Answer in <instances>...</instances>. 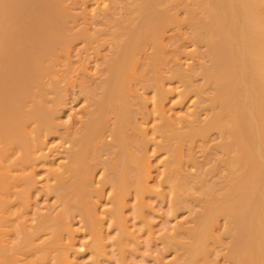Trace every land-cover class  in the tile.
Masks as SVG:
<instances>
[{
  "label": "bare ground",
  "instance_id": "obj_1",
  "mask_svg": "<svg viewBox=\"0 0 264 264\" xmlns=\"http://www.w3.org/2000/svg\"><path fill=\"white\" fill-rule=\"evenodd\" d=\"M73 1L85 2L0 0V158L8 161L21 151L12 162L16 169L29 172L14 179L24 186L17 195L21 205L34 198L38 188L36 165H45L39 160L52 155L43 150L41 155L37 152L44 146V134L60 126L57 104L61 103L66 85L78 83L76 86H81L91 100L80 128H66L62 136L63 143H69L63 151L67 161L58 168L44 167L50 171L48 179L45 177L46 186L57 196L59 210L37 215L30 226L21 224L16 229L18 242L7 244V237L0 234V264H6L8 251L20 255L47 249L49 254L59 253L52 264H82V257L71 259L75 253L68 256L71 251L67 249L70 252L66 254L61 245L68 218L74 215L88 216L93 235L90 243L96 257L105 255L111 246L105 242L108 234L105 237L104 231L102 235L108 220L117 229L113 244L120 251L126 249L133 235L131 223L128 225L131 218L125 215L130 209L124 211L118 199L131 189L137 200L147 199L145 194L155 186L152 178L156 168L146 147L154 143L149 139L152 135L145 138L139 127H127L132 122V109L137 110V104L132 108V87L135 90L140 84L143 86L142 80L147 88L153 85L154 92L158 89L156 98L161 107L168 92L165 81L171 77H177L185 86L184 92L196 100L191 117L182 118L181 124L178 125V117V123L172 117L153 127L160 136L156 147L165 157L159 160L167 173L165 181L169 182L166 185L171 189L173 202L178 206L192 202L194 207L195 224L191 223L195 226L188 240L185 237L170 241L176 251L182 250L175 264H264V0H108L111 4L100 5L103 8L99 14L90 15L87 7L82 13L87 20L79 26L75 23L80 16L71 10ZM96 14L103 27H93L91 32V21L95 22L91 16ZM70 23L81 27L73 34ZM189 37L196 46L195 66L185 69L184 63L174 65V61L168 65L172 57L177 61L179 50L188 54L184 52L187 47L182 52L184 43L180 40L185 42ZM77 40L85 49L80 50L76 64L72 57ZM92 53L97 57L96 67L91 64ZM164 70L169 72L165 74ZM134 81L140 84L133 86ZM51 89L55 99L52 97L53 105L47 106L49 101L45 98L48 92L52 95ZM128 128L133 130L131 135ZM214 134L218 136L216 141ZM198 148L203 154L201 159L204 157L200 161L195 156V152L201 153ZM105 155L111 157V164ZM105 161L111 165L112 179L108 178L118 199L114 198L111 213L106 212L111 220H104L103 227V222L99 224L96 217L88 214L86 199L94 187L95 171ZM188 164L195 166L196 171L191 170L194 174L185 170ZM11 179L0 174V227L7 234L14 231ZM140 201L135 206L137 212L144 207Z\"/></svg>",
  "mask_w": 264,
  "mask_h": 264
},
{
  "label": "rangeland",
  "instance_id": "obj_2",
  "mask_svg": "<svg viewBox=\"0 0 264 264\" xmlns=\"http://www.w3.org/2000/svg\"><path fill=\"white\" fill-rule=\"evenodd\" d=\"M105 1L106 0H102L101 2H100V0H98V2H97V0H90V1L85 0V2H88L87 3L88 5L87 4L85 5L84 4L85 2L83 3L81 1H80V3H79V1L71 2V4L73 3L72 9H71L72 12L75 15L77 14L78 17L80 16L78 18V19H80V21H78V23H75V22L74 23L78 24V26H79V23L80 24L85 23V21L87 19L82 14V13H84L85 9L87 10L89 8L87 11L90 13V15H93L92 13H94V14L98 13L99 14L100 13L99 9L103 8V7H100V5L105 6L104 5V3H105L106 4L105 7H108L111 4V1H108V0L106 2ZM74 2H76V4ZM108 2H109V4L107 5ZM118 11H120V10H118ZM80 13H81V15H80ZM98 14H96V15L98 16ZM97 16H95V15L91 16V18L93 17L92 19H95L94 20L95 22H93V20L91 21L93 23V26L91 28L89 27L90 30L92 29L91 32H93L95 30L93 27H95V28H99L100 26L103 27V24L101 25V23H98V22H100V19H99L100 17L99 16L97 17ZM82 17H84L83 20H81ZM91 22H90V26L92 24ZM71 23H73V22H71ZM71 25H72V29H73V30L71 29V32L73 34L78 30L77 28L81 27V26L76 27V25H74V24H71ZM189 38H187V40L185 42H184V39L183 40L181 39L182 41L180 40L181 44H182V42L184 43V44H182V45H184V47L179 43V45H181L183 47V48H181L182 52L187 47L186 51H184V52H186V53L188 52V54L181 53L179 50V53H177V55H178V57H177V55L172 53L173 56L175 55V58L177 57V61H175V59L170 54L169 56H171L174 60H172V58H170L171 61H168V65L169 64H171V65H173V64L174 65H176V64L183 65V63H184L183 67L185 66L186 67V68L184 67L185 69H189L193 65L195 66V64L197 63V59H196L197 57L196 56L194 57L193 53L195 52L196 46L195 47L193 46L194 44H193V42H191L193 40H191V38L190 39ZM173 41H175V40L173 39ZM76 42H77V45H79V44L83 45L80 40H77ZM178 42H176V46H177ZM77 45H76L77 53H75L76 52V50H75L73 52V57H72V59H73L72 61L75 62L76 64L79 62V59H80V55H78V54H80V52H81L80 50H82V48L84 47L81 45H79V46H77ZM108 47L109 46L107 45V48ZM104 48H106V47H104ZM104 48H102L103 51H104ZM84 49L85 48H83V50ZM190 49H192V50H190ZM90 51H93V49H91ZM180 53L183 54L184 56L182 55V57H181ZM92 54H93V55H91L92 59H93L92 61H94V62L91 61V64L93 65V63H94L93 66L96 67V64H98L97 60H96L97 57L95 58L94 53H92ZM75 56H77V57H75ZM93 56H94V58H93ZM180 57H181V59H180ZM173 61L176 63H173ZM193 61H195L194 64H193ZM170 62H172L173 64ZM92 65H90V68ZM75 66H77V65H75ZM93 66H92V68H93ZM168 67L172 68L170 66H168ZM165 70H164V73L166 72ZM168 72L169 71L167 70L166 73H168ZM178 80L179 79H177V77H171L165 81L166 85L168 86L167 87L165 85V87H167V88L163 87L164 89L168 90L167 95L163 99V101L165 103L162 101V103H164L163 106H165V104H166L165 108H163V106L159 107L158 101L156 98L157 95L159 94V92L157 93L158 89L155 90V92L153 91L154 90V89H152L154 87L153 85L151 87V84H149L150 87L148 86V88H147V87H145V81L142 80L144 87L138 81L137 82L140 85L136 84L135 83L136 81H134L133 86L139 85L140 88L143 87L144 90L142 88L139 89V86H137L138 88L136 87L135 90H134V87H132L133 88L132 92H134V94L132 93V96L134 95V97H132L131 101L134 102V100H136L135 98H137V101H135L137 103L132 102V104H133L132 108H133V106L135 107L137 104V106L135 107L137 110H134V108L132 109V111H133L132 114L133 113L134 114L132 115V117H129L132 122L128 123L127 127H130L131 124H132L131 125L132 127H134V126L139 127L140 130L142 129V131H143V133H142L143 137L146 136L148 138L149 136L152 135L151 137H149V139L151 140L150 142H154V143L153 144L150 143V145L149 144L146 145V147L148 146L147 148L149 151H147L146 147H145V149L147 151V154L150 156V158H152V161L155 160L154 165H156L155 166L156 168L154 171V177L156 176V178H154V177L152 178V182H154V183H152V185H155V186L158 185V187L157 188H155V186L152 187L153 188L152 192L146 193L147 195L145 194V197L147 198V199H145L146 201L142 200V197L140 198L143 202L145 201V203H142L140 201V199L137 200L134 197L135 193H133L134 191H131L132 189L130 190V193H128V195L123 196L122 199L121 198H119V199L115 198L117 194L114 192V189L112 187V183L110 181V179H112L111 178L112 173L110 170L111 165L108 166V164H107V162L111 161V157L109 155H105V157L108 159V160L106 159L107 162L105 161L106 165L103 164L104 162L100 163L98 165V167H97L98 170L96 169V171H95V175H97V176L94 177V181H95L94 187H92V191H91L90 195L88 196L89 198L86 199V202H88L87 203L88 214L91 215L92 217H96L99 221V224H102V222H103V227H105L106 224H108V226H106L105 230L102 231V233H103L102 235L104 236V231L106 232L105 237L108 234L107 238H105V242H109L108 244H110L111 246L110 247L108 246V248H107L108 252L105 255H100L101 257H99V256L96 257V255L93 253L92 244L90 243L91 241L93 242V235L91 233V229L89 226V221L87 218L88 216L87 215H77V216L74 215L75 217L70 216L68 218V229L64 230V231H66V234L64 232V235H62L61 245H63L64 250L66 251V254H68V252H70V251H71L70 254L75 253L73 256H72V254L71 255L68 254V256H70V257L72 256L71 259H73V257H74V258H78L80 260V258L82 257L81 258L82 264L83 263L84 264H175L176 263L175 261L179 260L178 257L182 254V250L179 252L176 251L177 247L174 245V243L171 245L170 241H176L179 239H184L185 237H187V238H185L184 240H188L189 234H190L189 232H191L192 231L191 228H193L195 226L194 225L195 223L193 222L194 221V210H193L194 207L191 206V205H193L192 202H191V205H189V206L185 204L187 207L185 205H183L184 207L182 205L178 206V204H176L177 202L174 203L175 201L172 198L173 197V195L171 194L172 192H170L171 189H170L169 185H166V184H169V182L165 181L168 178H165L164 173H166V172L163 171L164 168H163L162 160H159L160 158L164 159L165 157L162 156L163 153L161 151L157 152L156 143L158 142V140H160V138L157 139L160 136H159V133L157 132L156 128H153V127H157L165 119H171L172 120V117H173L174 118L173 121L175 123L176 122L178 123V121H179V123H178V125H179V124H181L180 120L182 118L186 119V118L191 117L192 109H193L192 106L194 107V102L196 100H194L192 95H189L186 92H184V91H186L185 86L183 85L182 82H180V80L179 81ZM164 83H162V84H164ZM63 84H65V82L62 83V85ZM134 84H136V85H134ZM162 84H161V86H162ZM76 85L79 86L78 83L75 84V86L72 85V87H70V85H69L70 88L68 87V85H66V88L63 85L66 92L63 93V91H62V93H63L62 95H64L63 97H65V98L62 99L63 98L62 97L60 99L61 103L57 104L58 105L57 116H58L59 121H60V126L54 132L44 134V138H43L44 146L42 147V149L38 150L39 152H37V155H41L42 150L45 153H48L49 155H50V153L52 154V155H50V157H48V159L46 158V160L45 159L39 160L40 162L41 161L45 162L44 167L45 166L49 167V168L45 167L46 169L48 168L50 170L51 168H55L56 165H58L56 167V168H58L62 162L67 161V158L65 159L66 155L63 154L64 153L63 151L65 150V147L69 146V143H67V146H66L65 143H63L64 141H62V136L66 132L67 129L69 130V128L70 129L73 128L74 130L80 128L81 123L84 120V118L86 117L88 109L90 107L89 105H90L91 100H89L88 95L87 94L85 95V92H83L81 86L78 87ZM49 87L51 88V84H50V86L48 85V88ZM169 87H171V88L169 89ZM172 87L174 90L172 89ZM151 89H152V91H151ZM51 91H52V89H51ZM50 93L51 92H48L47 95L48 96L50 95V96L49 97L46 96V98H45V100H47V103L49 101L48 104L45 101L47 106L53 105L52 101L55 99L53 97V95H55V93H53V91H52V95ZM167 96H168V98H167ZM52 97H53V100L50 101ZM87 97H88V99H87ZM166 109H168V110H166ZM163 111H164V113H168V114L164 115L162 113ZM182 113H184V114H182ZM157 115H160V116H157ZM189 115H190V117H189ZM112 117H113V115H112ZM112 117H110V118H112ZM160 117H162V118L160 119ZM177 117L179 118V120ZM158 118L160 119V121ZM157 120H158V122H157ZM139 123L142 124V126L139 125ZM70 125H72V127H70ZM130 129L131 128H128V130H127L128 133L131 131H132L131 133H133V130H130ZM71 130H69V131H71ZM145 130L149 131V132H145ZM140 133H141V131H140ZM146 133H149V134H146ZM132 135H134V134H132ZM153 135H155V136H153ZM152 137H154V138H152ZM212 137L215 139V141H216V139L218 140L217 135L214 134ZM106 139L111 140L112 138L108 137ZM155 139L157 141H155ZM46 144H49V145H47V147H46ZM132 147L134 148V146H132ZM45 148H47V149H45ZM152 149H154V151ZM45 150H47V151H45ZM43 151H42V153H43ZM196 151H198V150L196 149ZM154 153H158V155L154 154ZM195 153H197L195 156L198 155V157H199V158L198 157H196V158H198L199 159L198 161H200L201 157L203 156L202 151H201V153L199 151L195 152ZM19 154H21V151L18 152V154L14 155L12 158H10L8 161H3L0 158V163H1L0 174L5 173L6 175L12 177L11 182L13 181L12 184L13 185L15 184L14 186L12 185L11 195H9V198L11 196V200H12V202H11L12 206H13L12 207V214H13L12 216L14 218V220H12V222H11L12 223L11 230H14V231L10 234H7V232L2 231L1 230L2 227H0L1 236H6L8 239H11L10 240L11 242L8 243V239L7 238L5 239V237H4V240H7V242H5L7 244H12V243L18 242V232H16V229L18 231V227L21 224L30 226V224H32V222H33V224L36 222V219L38 218L39 215L51 213V212H53L54 209H55V212H57L59 210V207H60L59 200H58L57 196L55 194H52L53 192H50L48 190L49 186H46V185H48V184H46V183H48L46 181H48L47 177L49 176L50 171L48 172L42 166L43 162H42V165H39L38 167L36 165V171H37L36 175L38 177L37 178L38 179V188L34 190V192L36 191L34 196H33L34 198H32L31 201L28 202L27 205L24 204V206H23V204L21 205L18 202L17 195H19L21 193V191H23L24 186L22 184H19L18 182H15L14 179L16 176L24 175V173L25 174L29 173L28 171L24 172L22 170L16 169L15 166L12 165V162L15 161V159L18 157ZM203 159H204V157H203ZM203 159H201V160H203ZM39 161L37 163H39ZM46 162H48V163H46ZM54 162H56V163H54ZM49 163H51V165H48ZM53 164H55V165H53ZM109 164H111V162ZM102 165H105V166L103 167ZM188 165L190 167H187ZM188 165L185 166L186 167L185 170L187 169L191 172V170L194 169L193 171L194 172L196 171L194 168L195 166L193 167V164L192 165L188 164ZM100 166L103 168H101ZM106 166H108V167H106ZM160 167H162V168L160 169ZM17 171H19V172H17ZM97 172H98V174H97ZM160 174H162V175L160 176ZM192 174H194V173H192ZM166 176H167V173H166ZM45 177L47 179H45ZM153 179L155 181H153ZM39 181H41L42 183L41 182L39 183ZM159 183H161V184H159ZM162 186L165 189H163ZM111 188H112V190H111ZM131 192H132V194H131ZM114 193H115V195H114ZM91 195L94 198H92ZM145 197L143 196V198H145ZM114 198L118 199L119 203L124 205V211L130 209L129 212L125 211V215L128 217V219L131 218L130 221H128V225H130V223H131L130 227H131V231L133 232L132 233L133 235L128 242V246L123 251H120L118 249V247L113 244L114 238L116 237L117 229L112 224H109L110 222H108L109 221L108 218L111 220V216H110V214H107V213H111V210L114 208V206H113V204L115 203ZM126 201H128V202H126ZM138 201H140L139 203L143 204L142 207L144 206L143 209H141L142 210L141 212H137V209H135V206H138L137 205ZM125 202H126V205H125ZM127 203H129V204H127ZM148 203H149V205H148ZM88 204H90V205H88ZM174 204H175V206H174ZM56 206H57V208H56ZM190 206H191V209H190ZM91 207H92V209H91ZM20 209H22V210H20ZM192 212H193V214H192ZM21 214H22V216H21ZM142 215L144 218L141 217ZM104 220L105 221L108 220L105 222L106 224L104 223ZM191 222L194 224H192ZM72 223H73V225H72ZM132 225H134V226H132ZM103 227L101 226V228H103ZM188 228H190V229H188ZM151 229H153L154 231ZM152 231H153V233H152ZM176 232L181 233L182 236H180V234L177 235ZM67 249L70 251H67ZM72 250H73V252H72ZM49 252H50V249L49 250L47 249V250H45V252H40V253L39 252H37V253L27 252L25 254L18 255V254H15L13 251H8L7 254L6 253H4V254H6V258H7L6 264H16V263H19V264H42V263L43 264H52L53 261L55 263L57 261V258H58L57 256H59V253L52 251V253L53 252H55V253L49 254ZM42 253H43V255H42ZM46 260H49V262ZM45 261H46V263H45ZM77 261H75V262H77Z\"/></svg>",
  "mask_w": 264,
  "mask_h": 264
}]
</instances>
